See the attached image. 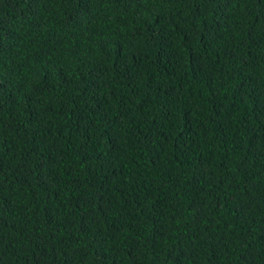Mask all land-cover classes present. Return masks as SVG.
Returning a JSON list of instances; mask_svg holds the SVG:
<instances>
[{
	"label": "trees",
	"instance_id": "16d2710c",
	"mask_svg": "<svg viewBox=\"0 0 264 264\" xmlns=\"http://www.w3.org/2000/svg\"><path fill=\"white\" fill-rule=\"evenodd\" d=\"M0 264H264V0H0Z\"/></svg>",
	"mask_w": 264,
	"mask_h": 264
}]
</instances>
